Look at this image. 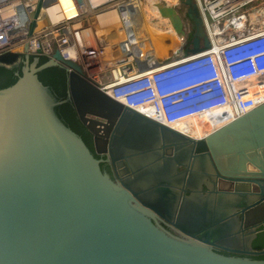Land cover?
<instances>
[{
    "label": "water",
    "instance_id": "95a60500",
    "mask_svg": "<svg viewBox=\"0 0 264 264\" xmlns=\"http://www.w3.org/2000/svg\"><path fill=\"white\" fill-rule=\"evenodd\" d=\"M181 1L193 24L185 51L207 48L196 3ZM157 7L184 36L176 7ZM50 65L66 69L93 150L55 115L56 98L38 77ZM16 73L0 87V264H264L213 249L264 253L252 247L248 205L251 190L264 201V101L194 138L124 105L57 49L39 62L25 48Z\"/></svg>",
    "mask_w": 264,
    "mask_h": 264
},
{
    "label": "built area",
    "instance_id": "2783aa9c",
    "mask_svg": "<svg viewBox=\"0 0 264 264\" xmlns=\"http://www.w3.org/2000/svg\"><path fill=\"white\" fill-rule=\"evenodd\" d=\"M193 1L209 46L177 47L164 56L149 46L151 14L142 0H69L72 14H66L61 0H0V52L27 48L48 58L57 49L124 105L200 138L264 101L259 87L264 85V25L254 27L248 15L264 0ZM108 10L115 12L116 22L95 25L94 17ZM158 60L140 69L139 61ZM201 119L212 128L198 135Z\"/></svg>",
    "mask_w": 264,
    "mask_h": 264
},
{
    "label": "trees",
    "instance_id": "16d2710c",
    "mask_svg": "<svg viewBox=\"0 0 264 264\" xmlns=\"http://www.w3.org/2000/svg\"><path fill=\"white\" fill-rule=\"evenodd\" d=\"M24 56V52H13L10 50L0 52V87L12 83L17 78L19 64ZM38 58L39 62H44L47 57L44 55L29 53V58ZM38 77L44 86H47L53 96L56 98L54 108L55 115L67 126L73 129L85 143L92 148L91 133L80 122L73 103L68 95L67 89V71L63 66L50 65L38 72ZM97 156V155H96ZM102 170L111 173L108 163L100 162ZM255 247H261L262 243L257 242ZM255 258H264V254L253 256Z\"/></svg>",
    "mask_w": 264,
    "mask_h": 264
},
{
    "label": "bare ground",
    "instance_id": "6f19581e",
    "mask_svg": "<svg viewBox=\"0 0 264 264\" xmlns=\"http://www.w3.org/2000/svg\"><path fill=\"white\" fill-rule=\"evenodd\" d=\"M61 3L64 7L66 14H72L73 10L71 9V5L69 3V0H61ZM142 3H143V7L148 9L150 14L152 15V16L151 15L149 16V20H148V25L151 26V27H149V31H150V35H151V41L149 42L150 43L149 46L155 48L157 45V51H156L157 54L160 53V52L158 53L159 47L162 49L161 54L169 53L171 51V49H173L175 47L173 44L177 43V40H178V38H180V36L174 31V29L171 27V25L166 24V21L164 20L163 17L159 16V14L157 13L156 5H159V4L160 5H162V4L170 5L171 3H173V0H142ZM144 17H146V16L144 15ZM155 17H156V20L154 19ZM93 21H94L95 25H98L97 23H100V25H102V24L105 25L107 23L108 24H114L116 22V14L113 10H108L106 12L100 13L97 16H95ZM151 21L154 22L153 25H151ZM156 23H158V24L155 25ZM99 28H100V26H99ZM106 29H108V28H106ZM109 30L111 33L115 32L113 30V28H110ZM154 30L166 32V33H168V35L165 37L163 35L155 36L156 34L152 33ZM158 36H160V38ZM171 47H173V48H171ZM161 54H159V55H161ZM259 87L261 89H264V85L263 86L260 85ZM201 121L203 122L201 124V126H205V127L210 126V124H209L210 122L208 120L201 119ZM211 128H212V126L207 131H209ZM207 131H205V132H207ZM198 135H202V133H200Z\"/></svg>",
    "mask_w": 264,
    "mask_h": 264
},
{
    "label": "flooded vegetation",
    "instance_id": "af4514ba",
    "mask_svg": "<svg viewBox=\"0 0 264 264\" xmlns=\"http://www.w3.org/2000/svg\"><path fill=\"white\" fill-rule=\"evenodd\" d=\"M177 7L178 6H176V9H177ZM184 11L186 12V7H185ZM191 24H192V22H191ZM192 28H193V24H192V26L190 28H188L186 30V34L185 35H187L188 32L191 31ZM91 139H92V134H91ZM91 145H92V141H91ZM170 147H172V145L165 146L164 148H162V150L164 151V153H167V148H170ZM90 149L93 150V146H92V148L90 147ZM97 156L100 157V158L105 159V155H97ZM101 162L107 163L104 160L101 161ZM182 168H183L182 166H179V169H182ZM110 174L113 175L112 170H111ZM247 184H248L247 187H248V190H249V189L252 188V185L254 183L253 182H249ZM251 192L252 193H250V191H249L250 198L248 200L249 201L248 202L249 212H250L249 213V217H250V219L256 221V223H254L252 225V228L254 229V231H256V236L252 239L251 242H252V247L254 249H261V248L264 247V201L262 199H260L259 197H257V193L256 192H253L252 190H251ZM155 218H156V222L158 224L162 225L164 228L168 229L172 233L179 234V232L172 225L167 223L165 220H163L162 218H159V217H155ZM243 234H244V237H243L244 240L246 239L245 237L251 236V233H249V232L247 233V230L245 228H243ZM260 241L262 243V246L261 247H255L254 244L257 243V242H260ZM213 249L215 251L223 253V254H235V255L249 256V257H253V256H256V255H259V254H247V253L229 252V251H226V250H224L222 248H218V247H213Z\"/></svg>",
    "mask_w": 264,
    "mask_h": 264
},
{
    "label": "rangeland",
    "instance_id": "374dc122",
    "mask_svg": "<svg viewBox=\"0 0 264 264\" xmlns=\"http://www.w3.org/2000/svg\"><path fill=\"white\" fill-rule=\"evenodd\" d=\"M173 2L176 3V6H178L177 7L178 12L180 13V15L182 17L183 22H184V25H185V29L187 30L188 28H190L192 26V24H191L190 18L187 16V13L184 11L185 6H184V4L182 3L181 0H173ZM255 10H259V12H261V14L259 12H256ZM248 15H249V18L253 19L252 22L254 23V27L259 28L260 26H263L264 25V1L261 2L257 6V8L251 9L248 12ZM116 20H117V18H116ZM157 31L158 30H154L152 33H155L156 34V35L154 34L155 36H157V35H160V36L163 35L165 37V36L168 35V33H166V32H163V31H158L157 32ZM160 36H158V37L160 38ZM190 40H191V34H190V31H189L187 35L180 36V38H178V40H177V43H175L176 45L175 44H173V45L176 48L181 46L183 50H186L189 47V45H190ZM173 47H171V48H173ZM175 47L173 48L174 50L176 49ZM159 48H158V53L160 52L159 54H161V50L162 49L161 48L159 49ZM155 49L157 51V45H156ZM173 49H171V51L169 53L161 54V55H164V56H166L167 54L169 55V54H171L173 52Z\"/></svg>",
    "mask_w": 264,
    "mask_h": 264
},
{
    "label": "crops",
    "instance_id": "0c3cea01",
    "mask_svg": "<svg viewBox=\"0 0 264 264\" xmlns=\"http://www.w3.org/2000/svg\"><path fill=\"white\" fill-rule=\"evenodd\" d=\"M256 12H259V10H256ZM259 13L261 14V12H259ZM200 122H201V124L203 123L201 120H200ZM200 126H198V129L196 130L197 131V134L203 133V132L207 131L211 127V125L210 126H207V127H205V126H201L200 127Z\"/></svg>",
    "mask_w": 264,
    "mask_h": 264
}]
</instances>
